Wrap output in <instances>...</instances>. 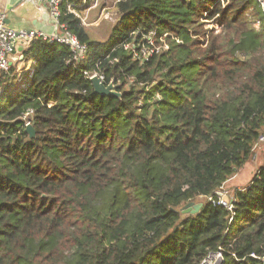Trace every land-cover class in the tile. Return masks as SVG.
Here are the masks:
<instances>
[{"label": "trees", "instance_id": "obj_1", "mask_svg": "<svg viewBox=\"0 0 264 264\" xmlns=\"http://www.w3.org/2000/svg\"><path fill=\"white\" fill-rule=\"evenodd\" d=\"M95 1H62L87 46L78 63L35 37L24 86L0 71V264H202L220 248L223 264H263L264 166L233 210L218 203L264 137L261 5L115 0L100 41L67 11ZM84 71L122 96L95 93ZM190 202L202 206L184 213Z\"/></svg>", "mask_w": 264, "mask_h": 264}, {"label": "built area", "instance_id": "obj_2", "mask_svg": "<svg viewBox=\"0 0 264 264\" xmlns=\"http://www.w3.org/2000/svg\"><path fill=\"white\" fill-rule=\"evenodd\" d=\"M63 0H26L28 3L37 4V3H45L49 15L51 16L52 20L54 21L55 25L58 28V31L54 33H46L45 31L41 30H28V29H15L12 28L7 24L5 13L0 11V71L9 73L10 72V57L17 49V45L20 41L28 43L35 37H41L45 41L50 44L59 43L68 46L71 51L73 52L72 60L75 63H78L84 57H86L87 46L83 44L76 34H74L68 26L61 22L60 18L62 16L61 5ZM262 7L264 13V0H256ZM67 11L69 13H73L81 18L83 24L86 25L85 20L81 17L80 13L78 12L75 4L70 3L67 5ZM255 27L260 28L261 23L260 21H256L254 23ZM142 55L136 53L135 56L137 58L145 59L148 57V52L143 49ZM85 75H87L90 79L93 76H99L102 81H104L103 75H100L97 72H88L84 71ZM21 86H24L21 85ZM0 92H1V77H0ZM33 113L32 109H29L27 114L31 115ZM30 122H27L26 125H29ZM264 139V137H261ZM224 193L221 195L219 194V202L220 204L226 206L228 209L233 210V205L227 199H224ZM209 200H212V197H209ZM209 261V264H223L224 257L222 249L220 248L218 251L210 253L208 257L203 261L202 264H205ZM264 264V258H263Z\"/></svg>", "mask_w": 264, "mask_h": 264}, {"label": "rangeland", "instance_id": "obj_3", "mask_svg": "<svg viewBox=\"0 0 264 264\" xmlns=\"http://www.w3.org/2000/svg\"><path fill=\"white\" fill-rule=\"evenodd\" d=\"M115 0H98V3L93 6V11L96 14L84 12L81 17L85 20L86 26L92 33L93 37L105 41L112 34L113 28L118 20L116 14ZM31 70H28L25 75L19 78L17 85H23V80L27 81ZM264 166V139H260L254 147V156L247 161L245 165L237 171V173L223 186V192L226 194L224 199H232L236 188L246 187L257 170ZM205 264H209V261Z\"/></svg>", "mask_w": 264, "mask_h": 264}, {"label": "crops", "instance_id": "obj_4", "mask_svg": "<svg viewBox=\"0 0 264 264\" xmlns=\"http://www.w3.org/2000/svg\"><path fill=\"white\" fill-rule=\"evenodd\" d=\"M85 2L79 5H83ZM98 3V0L91 7L84 8L83 11L78 10L80 15L84 12L96 14L93 11V6ZM0 11L5 13L7 24L15 29L41 30L46 33H54L58 31L57 26L52 20L45 3L32 4L26 0H0ZM27 43L20 41L17 49L10 57V64L15 67V75L19 78L25 75L28 70L32 71V62L26 63L23 59V50ZM23 80L21 83H25Z\"/></svg>", "mask_w": 264, "mask_h": 264}, {"label": "water", "instance_id": "obj_5", "mask_svg": "<svg viewBox=\"0 0 264 264\" xmlns=\"http://www.w3.org/2000/svg\"><path fill=\"white\" fill-rule=\"evenodd\" d=\"M91 81H92L95 93H98L100 95H117L118 97L122 96V94L116 90V85L113 82L109 84H105L104 81H102V79L99 76H93L91 78ZM26 131L28 132L30 137L35 136V129L31 124L27 125ZM219 194L221 195L222 193L219 192ZM201 206H202V203L196 204L194 202H190L182 207V211L184 213H187V212L196 213L201 208Z\"/></svg>", "mask_w": 264, "mask_h": 264}]
</instances>
